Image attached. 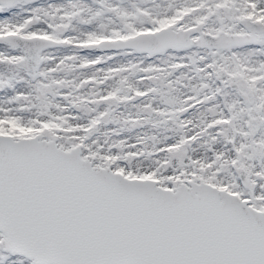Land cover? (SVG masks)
<instances>
[{"label": "snow or ice", "instance_id": "6c2138e0", "mask_svg": "<svg viewBox=\"0 0 264 264\" xmlns=\"http://www.w3.org/2000/svg\"><path fill=\"white\" fill-rule=\"evenodd\" d=\"M0 264H264V0H0Z\"/></svg>", "mask_w": 264, "mask_h": 264}]
</instances>
